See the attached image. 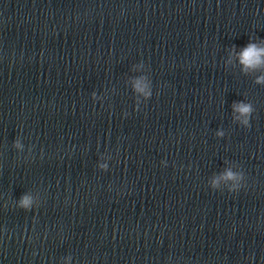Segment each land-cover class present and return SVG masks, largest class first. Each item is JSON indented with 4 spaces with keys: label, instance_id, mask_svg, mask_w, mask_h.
<instances>
[{
    "label": "clouds",
    "instance_id": "obj_1",
    "mask_svg": "<svg viewBox=\"0 0 264 264\" xmlns=\"http://www.w3.org/2000/svg\"><path fill=\"white\" fill-rule=\"evenodd\" d=\"M262 57H264V47H260L257 44L250 42L242 50L240 54V61L246 68L256 67L264 63V60L261 59ZM239 111L242 114H247L251 111V108L249 105L240 104ZM229 176H231V173H229ZM21 205L25 207L28 205L27 198L22 199Z\"/></svg>",
    "mask_w": 264,
    "mask_h": 264
}]
</instances>
